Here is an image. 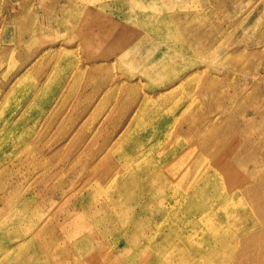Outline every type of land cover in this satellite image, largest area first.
Returning <instances> with one entry per match:
<instances>
[{"label": "rangeland", "instance_id": "1", "mask_svg": "<svg viewBox=\"0 0 264 264\" xmlns=\"http://www.w3.org/2000/svg\"><path fill=\"white\" fill-rule=\"evenodd\" d=\"M0 199V264H264V0H0Z\"/></svg>", "mask_w": 264, "mask_h": 264}, {"label": "bare ground", "instance_id": "2", "mask_svg": "<svg viewBox=\"0 0 264 264\" xmlns=\"http://www.w3.org/2000/svg\"><path fill=\"white\" fill-rule=\"evenodd\" d=\"M103 37V39H107V40H112L111 38H109L108 36H106V35H103L102 36ZM108 37V38H107ZM158 65V66H166V64L163 62V61H160V62H158V63H156V62H154V66L155 65ZM139 154L140 155H142L143 154V150H140V152H139ZM139 154H137L136 156H137V158H136V156L134 155V154H132V156H133V160H137L139 157H140V155ZM119 155V152H115L114 154H113V156H115V157H113V158H116V156H118ZM135 157V158H134ZM147 157L148 156H144L143 155V160H145V159H147ZM103 159V164H101L102 165V167L104 168L103 170H105V169H107V170H112V168L113 167H115V166H110L108 163V161L110 160V159H112V155H111V157L109 158V159H107V160H105V157L104 158H102ZM115 163V162H114ZM104 165H108L107 167H104ZM136 165V164H135ZM116 166H117V164H116ZM137 167H138V165H137ZM197 174H199L198 172H196L195 173V175H197ZM194 175V177H195V179H193V183H190V185H189V188H190V186L192 187L196 182H197V180L198 179H196L197 178V176H195ZM130 176V175H129ZM129 176H123L122 178H121V180H123L124 181V184H126V183H128V181H129ZM153 176V175H152ZM152 176H149V174H148V171L147 170H145L144 172H143V178L145 179V178H148V177H152ZM131 177V176H130ZM105 178V177H104ZM106 178H108V175L106 176ZM105 178V179H106ZM104 179V180H105ZM137 180H138V177H136L135 178V181H134V183H133V185L134 184H136V182H137ZM146 180V179H145ZM121 182V181H120ZM183 182H184V184H186V185H188V183H186L185 181H184V179H183ZM156 181H152V186H154V188H155V186H156ZM121 184H123V182L121 183ZM148 194H149V192H148ZM185 196H186V192L184 193V199H183V202L186 204V198H185ZM130 198H133V195H130ZM135 199H137V203L138 204H143L144 205V203L143 202H145V200H146V197H143V198H141V196H139V195H137V196H135ZM2 201V199H0V202ZM154 201V200H153ZM28 204V203H27ZM176 204V203H175ZM155 206L158 208V207H160V205H159V203H158V201H155ZM173 206H175V205H173ZM142 212H144L146 215H148V213L146 212V208L144 207V208H142V209H140ZM140 212V211H139ZM185 212H188V208H186V210H185ZM135 215H138V214H134L133 215V213L129 216V225H128V229L131 227V228H135L137 225H139V217L137 218ZM54 217V216H53ZM164 217H165V219H166V215H164ZM163 217V218H164ZM141 218V217H140ZM152 218H154L152 215H150V219L151 220H153ZM53 219V218H52ZM20 222L21 221H19L18 223H17V225L15 224V225H13L12 227H11V229L9 230V234H8V232L6 233V235H5V237H8L7 239H9V235H11V237H12V239L11 240H9L10 242L11 241H13V239H19V240H24L25 241V239H27L28 237H31V236H38L40 233H41V230L42 229H44L46 226H43V227H40V225H37L38 223L36 222V223H34L31 227H28V228H25V229H22L21 228V225H20ZM58 221H55L54 223H50V225L48 226V229L49 230H52V232L53 233H55L56 231H57V228H58ZM53 224V225H52ZM192 224V221L188 224V226L189 225H191ZM52 225V226H51ZM195 226V225H194ZM194 226H193V228H194ZM139 227V226H138ZM184 227V226H183ZM148 231H149V229H148ZM247 231H249L248 229H247ZM170 232H171V229H170ZM171 233H176V232H171ZM177 234V233H176ZM181 234V233H180ZM246 234V233H245ZM104 235V234H103ZM150 236H152V237H158V236H160V231H155V232H152V231H150ZM87 236H82V238H81V242H82V240L83 241H85V243H84V245H89V244H87ZM143 238L145 239V238H148V237H145V236H143ZM180 240H182L181 241V244H178L177 246H175V247H171V252H175V255H180V250H181V248L182 247H178V246H182L184 243H185V241H184V236H182V237H180ZM121 238H119L118 239V242H117V245H119L120 246V243H121ZM169 241V240H168ZM174 240L172 239V242H173ZM230 243V242H229ZM129 244V239H128V237L126 238V239H124V242H123V245L125 246V245H128ZM170 244V241H169V243L168 242H160V243H157L156 245H154V250H155V252H156V254L158 255V256H160L161 254H162V248L163 247H165L166 245H169ZM228 245V240H226V239H224V240H218V245H217V247H216V244L214 245V246H212L210 249H209V251H207V253H205V256H207V259H210V261L208 262V264H221V263H223L224 261H225V256H224V254H223V250L224 249H227V246ZM119 246H117V248H119ZM236 246H237V243H236ZM35 247V246H34ZM89 247V246H88ZM13 248H15V247H13V246H10V245H8V248H6L3 252H7L8 251V253L9 252H11L12 251V249ZM32 248V247H31ZM28 250H30L29 248H27ZM55 250L56 251H58V248L56 247L55 248ZM188 255V254H187ZM186 255V256H187ZM195 255L198 257V260L200 261V263H201V261H202V259H204V255H197V253H195ZM171 257V256H170ZM197 257H195L194 258V256L192 255L191 257H190V255L188 256V257H186L184 260H188V262H191L192 261V263H193V261L194 262H196V258ZM211 257H216L217 258V260L216 259H214V258H211ZM228 257V256H227ZM190 258V259H189ZM201 259V260H200ZM227 259V258H226ZM3 260H5V258H0V263H2L3 262ZM205 261L206 260H204L203 261V264L205 263ZM235 261H237V260H235V259H233V260H230L229 262L230 263H232V264H236V262ZM164 262L166 263V264H170L169 263V261L167 260L166 261V257H164ZM220 262V263H219ZM12 264H17V263H15V262H13ZM183 264H188L187 262H185V261H183Z\"/></svg>", "mask_w": 264, "mask_h": 264}]
</instances>
